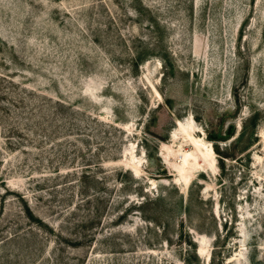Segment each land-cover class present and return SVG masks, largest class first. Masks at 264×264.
I'll list each match as a JSON object with an SVG mask.
<instances>
[{
  "label": "rangeland",
  "instance_id": "obj_1",
  "mask_svg": "<svg viewBox=\"0 0 264 264\" xmlns=\"http://www.w3.org/2000/svg\"><path fill=\"white\" fill-rule=\"evenodd\" d=\"M0 264H264V0H0Z\"/></svg>",
  "mask_w": 264,
  "mask_h": 264
},
{
  "label": "bare ground",
  "instance_id": "obj_2",
  "mask_svg": "<svg viewBox=\"0 0 264 264\" xmlns=\"http://www.w3.org/2000/svg\"><path fill=\"white\" fill-rule=\"evenodd\" d=\"M156 92L158 93L157 90ZM177 126L182 132L183 138L187 139L192 145V149L190 151L179 148L181 162L176 165V168L180 172L181 176H184L189 170L200 166L202 163L212 167V155L214 154L212 147L206 146L203 139L193 134L194 129L192 128V125L187 127L188 125L185 126L182 121L177 120ZM176 136L177 135L174 133L172 137ZM163 146L166 147V149H169L166 144H163Z\"/></svg>",
  "mask_w": 264,
  "mask_h": 264
},
{
  "label": "trees",
  "instance_id": "obj_3",
  "mask_svg": "<svg viewBox=\"0 0 264 264\" xmlns=\"http://www.w3.org/2000/svg\"><path fill=\"white\" fill-rule=\"evenodd\" d=\"M209 135L210 136L214 135L215 137L219 136V134H214V133H210ZM19 197L23 198L24 196L20 194ZM22 212L25 215L27 220L35 219V221H39V223H43L44 221L41 217L34 214V211L29 205L23 206ZM20 231L19 232L16 231V232L6 235L4 240H19L18 238L21 236V234H19ZM46 252L47 254H49V251H46Z\"/></svg>",
  "mask_w": 264,
  "mask_h": 264
}]
</instances>
